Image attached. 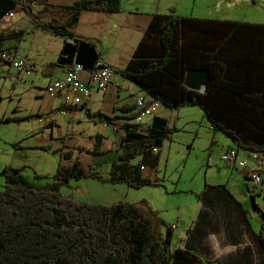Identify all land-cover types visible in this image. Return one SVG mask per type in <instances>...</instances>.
I'll list each match as a JSON object with an SVG mask.
<instances>
[{"label":"trees","instance_id":"trees-1","mask_svg":"<svg viewBox=\"0 0 264 264\" xmlns=\"http://www.w3.org/2000/svg\"><path fill=\"white\" fill-rule=\"evenodd\" d=\"M33 1L0 0V20L21 10L29 13ZM44 1L45 7H50ZM51 7L64 14L62 20L55 16L40 21L30 15L54 35L65 40H82L85 38L79 37L75 28L83 12H118L121 0H77ZM175 12L151 15L131 59L121 69L114 67L115 73L137 84L141 92L166 108L199 106L211 126L230 138L236 148L264 153V24ZM28 33L27 29L18 28L0 31V68L3 63L10 64L2 60V53H13L6 47V41H20ZM67 66L60 65L58 60L51 61L44 65L43 71L54 77L57 69L65 71ZM192 69L207 71L205 91L186 84L187 71ZM79 108L86 109L92 118L113 117L101 111L92 112L85 102L60 105L63 110ZM121 111L127 121L123 127L128 128L126 134H137L138 125L129 122L140 112L136 102L123 105ZM53 125L55 122L51 120L49 126ZM174 130L168 127L169 134ZM149 131L150 126L146 134ZM97 138L94 149L88 152L107 154L109 151L101 148L103 137ZM155 148L150 137L130 140L120 143L109 176L76 160L60 164L53 177L67 182L92 177L136 188L155 185L143 170V166H157L159 157ZM66 156L71 157L72 153L69 151ZM137 157L141 161L133 164ZM15 171L18 173L19 169ZM37 177L46 176L37 174ZM246 177L249 179L248 174ZM13 178L25 181L21 175ZM152 215L144 206L126 201L81 203L64 196L58 184L0 190V264H221L207 257L210 249L202 253L174 246L173 228L169 227L163 236ZM262 217L259 238L264 242V212Z\"/></svg>","mask_w":264,"mask_h":264},{"label":"rangeland","instance_id":"rangeland-1","mask_svg":"<svg viewBox=\"0 0 264 264\" xmlns=\"http://www.w3.org/2000/svg\"><path fill=\"white\" fill-rule=\"evenodd\" d=\"M47 1L50 7L44 9V0L30 3L31 14L40 21H49L55 16L62 20L64 14L51 5L73 4L77 0ZM121 5L124 6V11L131 6L140 12L133 13V16L127 14L120 17L123 21L127 19L131 26L137 25V32L140 33L150 14L171 13L172 10L183 16L198 15L264 24V0H121ZM90 13L107 15L103 14L105 12ZM29 15L24 10L12 13L1 22L0 27L4 31V28L16 22V28L28 29L32 23ZM87 19L85 16V22L79 26L78 33H83L101 52L106 55H122L130 54L129 50L135 48L139 33L135 36L124 32L125 38L121 43L118 30L113 27L112 35L106 32L101 38L104 27L101 28ZM9 43L14 45L8 46V50L31 62V67L20 73L15 67L4 63L0 68V190H21L28 185L45 188L58 184L64 196L81 203L114 204L126 201L141 205L152 210L155 227L163 236L169 227L177 224L172 239L175 246L180 244L179 235L183 234L184 227L192 222V216L197 212L198 193L209 185L224 184L243 203L253 230L261 232L264 183L255 186L253 181L246 180L243 174L234 169L232 163L222 159L231 140L222 132H213L210 129L208 119L197 105L171 110L160 107L158 113L171 114L172 121L169 126L172 128L176 124V132L159 147L161 159L154 175H151L155 185L136 188L124 182L112 183L92 177L73 178L68 182L56 180L53 175L59 165L76 160L81 161L87 168L93 166L102 175L109 176L110 164L117 156L119 139L111 144L115 137L113 129L103 128L102 124L90 121L84 108L74 110L72 114H62L57 110V115H51L59 103V98H51L46 93L45 88L53 76L44 73L43 67L47 62L56 61L63 44L61 36L48 30L35 29L33 34H26L21 41L8 40L7 44ZM121 44L125 49L118 48ZM120 76L117 72L114 79L118 81ZM126 95L127 91H124L122 102L126 100ZM129 99L134 100V97ZM62 101L64 102L63 98ZM54 116L59 125L51 127L48 118ZM153 116L143 117V126L148 125ZM92 132H104L111 139L106 141L105 147L112 150L102 156L85 151L86 148L94 149L95 142L92 143L89 139ZM69 151L72 153L71 157L66 156ZM140 160L141 157H137L132 161L137 164ZM250 164L252 163H249V167ZM6 167L9 169H5ZM15 169H19V172ZM262 170L264 172V168ZM37 174L46 177H37ZM17 175H21L25 181L15 180L13 176ZM183 218H186L185 223Z\"/></svg>","mask_w":264,"mask_h":264},{"label":"crops","instance_id":"crops-1","mask_svg":"<svg viewBox=\"0 0 264 264\" xmlns=\"http://www.w3.org/2000/svg\"><path fill=\"white\" fill-rule=\"evenodd\" d=\"M42 7L44 9L45 5H42ZM25 12L27 14L32 13V12L28 13L27 11ZM90 12H95V11L83 12L79 20V23L77 24L75 28V32L79 37L88 39L83 33H78L79 26L81 25V23L85 22L84 17L87 16L88 21L94 24H97V26L99 25L101 28L104 27L105 31L103 34H101V38L106 35V32L107 34L112 35L111 28L113 27H115L118 30V33L120 35L118 39L120 40L121 43H122V40L125 38L124 32H127L129 34H134L135 36L137 33H139V38L135 42L136 46L138 45L139 41L144 35L145 29L148 25L151 15L155 14V13H152L150 14V16H148L149 18L145 20L146 22L142 26V30L140 33V32H137V30L139 29L137 28V25L131 26L127 22V19H125L124 21L120 19L121 16L125 17L127 14H129V16L131 15L133 16L134 15L133 13L140 14V12L136 10V8H131V6H129L128 8H126V11H124V6L121 5L120 11L118 12L103 13L107 15H95L94 13H90ZM14 13H17V12H14ZM96 13H99V12H96ZM11 14L12 13L7 14L5 17H3L0 20V24L5 18L9 17ZM186 16H190V15H186ZM118 20L120 21L118 22ZM30 21H32V23H31V26L30 25L28 26L29 28L27 30L31 32L32 34L34 33L35 29L36 30L37 29L46 30L42 26H40L37 23V21H35L32 18V16H30ZM15 23L9 25L7 28H4L5 29L4 31H6V29L12 30L11 29L12 27H14L15 29L16 28L14 26L16 25ZM2 29L3 28L0 27V31H2ZM18 29H22V28H18ZM62 39H63V44L61 46L62 48L60 49V52L58 51L57 53L58 56L56 60H58V58L60 57L62 53V49L66 42L65 38L62 37ZM5 45L6 47H8L14 44H10V43L7 44V41H6ZM118 48L125 49V47L122 44L119 45ZM135 48L133 50H129L130 54H122V55L121 54L106 55V53L101 52L98 48L96 49L99 55H101V59H103L107 64L112 65L113 67L117 69H121L131 59ZM16 55L18 54L16 53ZM28 63L31 64V62H28ZM119 63H122V64H119ZM4 64H6L9 67H12L10 64H7V63H4ZM64 69L65 68L57 69L55 74H63ZM114 75L112 77L111 84L107 91L93 93L91 97L86 99L85 103L91 109L92 112L101 111L104 114L113 116L112 118H108L105 116H102L101 118H98V117L92 118L87 114L90 121H93L96 124H102L103 128L111 127L115 134L114 135L115 137L112 140L111 144H115L117 140L119 139L118 143L120 145V143L122 142L123 136H125L124 133L126 131V128H123L126 120L123 117L124 113L121 111V107L128 103H135L136 97L143 92H141L137 84L124 79L121 74H120L121 75L120 79L118 81L114 79ZM205 76H206L205 70H194V69L188 70L186 74V84L189 87H193L195 89L202 91L206 87V83H205L206 77ZM124 91H127V95H126V100L122 102L121 97ZM55 97L59 98V103L56 105V108L54 109V112L51 113V115H57L58 114L57 110L61 112L62 114H64L65 112L66 113L70 112L71 114L74 113V110H71V109L70 110L60 109V105L65 103L62 101L63 97L54 96L51 98H55ZM129 97L131 98L134 97V100H130ZM48 107L49 106H47V108ZM156 115H160V116L168 118L169 123L172 121V118H171L172 116L169 113L163 112L160 114L157 112ZM72 118L73 116H71L70 120H72ZM48 119L49 121L54 120L56 126L59 125V122L57 118H55V116L50 117ZM149 125H150V122L146 126H143V124L141 125V128L143 129L142 134L147 133V129ZM173 126L174 127L172 128H174L175 130L172 133H175L176 124H174ZM210 129L213 132L219 131V130L214 129L211 126V124H210ZM172 133L170 134L168 133L167 135H169V138L166 137L164 141L166 139L170 140ZM98 136L103 137L101 146L103 150H106L107 147H105L106 145L105 143L106 141H109L111 139H109L104 132H92L91 134H89V139L92 141V143L94 142L96 143V141L98 140L97 138ZM235 146L236 144L231 140V143L228 145V150L231 148H234ZM110 150L112 149H109V150L107 149V151H110ZM85 151L88 152L89 149L86 148ZM155 153L159 157V161L156 166L158 167L160 159H161L160 149L158 148L157 152ZM116 154H118V148L116 150ZM242 154L249 157L248 151H245V152L243 151ZM115 160L116 159H113L112 163ZM250 162L252 163L250 164V167L247 166L244 168L237 167L233 162H229V163H232V166L234 167V169L240 172L241 175L243 174L245 179L249 181L246 175L249 174V170L253 169V167L255 166L252 159H250L249 163ZM156 167L151 168L148 166H143L144 175L151 178V175H154L153 173L155 172L154 170L156 169ZM235 175L238 176V173H235ZM262 175H263V179H262V185H263L264 183V172L263 171H262ZM198 195H199V201L197 205V212L195 213V215L192 216V222L189 225L184 227L185 231H183V234L179 235L180 244L175 245V246H181L189 250L198 251L202 253H205L207 249H210L211 253L207 254V257H209V259L218 261L221 264H263L264 242H262L259 238L260 232L257 233L255 232V230H253L252 225L250 224L247 218L246 209L243 203L240 202L236 198L235 194L226 185L223 184V185H209L203 191L199 192ZM151 219L153 221V215L151 216ZM185 222H186V218H183V223ZM173 230H175V228ZM173 236H174V231H173ZM173 236H172V239H173ZM263 238H264V231H263Z\"/></svg>","mask_w":264,"mask_h":264},{"label":"built area","instance_id":"built-area-1","mask_svg":"<svg viewBox=\"0 0 264 264\" xmlns=\"http://www.w3.org/2000/svg\"><path fill=\"white\" fill-rule=\"evenodd\" d=\"M1 58L15 67L18 72L30 67L26 59L11 52H3ZM114 73V67L100 58L93 70L84 69L81 64L74 62L67 66L63 74L52 77L45 90L50 97L62 96L66 104H82L91 97L94 91H107ZM136 104L140 112L129 122L138 125L137 132L143 133L141 128L143 117L156 115L161 103L157 99H152L146 93H141L136 97ZM124 135L126 136V132ZM157 150L158 148H155L154 152H157ZM243 151L236 147L231 148L222 155V159L227 162H233L239 168L247 167L250 159H252L255 168L253 167V169L249 170V181H253L255 186H258L262 183L260 169L264 168V153L251 151L248 157L242 154ZM176 227L177 224L172 225L173 229Z\"/></svg>","mask_w":264,"mask_h":264},{"label":"water","instance_id":"water-1","mask_svg":"<svg viewBox=\"0 0 264 264\" xmlns=\"http://www.w3.org/2000/svg\"><path fill=\"white\" fill-rule=\"evenodd\" d=\"M67 39L58 63L60 65H69L72 63H78L83 66L84 69L93 70L100 58L99 53L94 45L85 39ZM196 70V69H194ZM206 82L208 80V73L206 71ZM206 88V87H205ZM205 88L202 91H205ZM149 134L142 133H127L122 142H128L130 140H140L142 138L150 137L154 141L155 147L162 146L166 135L168 134L169 119L160 115H155L150 122ZM128 130V128H126Z\"/></svg>","mask_w":264,"mask_h":264},{"label":"flooded vegetation","instance_id":"flooded-vegetation-1","mask_svg":"<svg viewBox=\"0 0 264 264\" xmlns=\"http://www.w3.org/2000/svg\"><path fill=\"white\" fill-rule=\"evenodd\" d=\"M125 137V136H124ZM124 137H123V139H124Z\"/></svg>","mask_w":264,"mask_h":264}]
</instances>
